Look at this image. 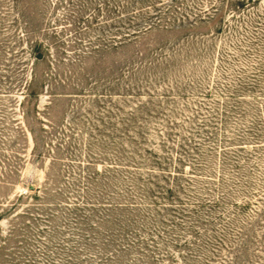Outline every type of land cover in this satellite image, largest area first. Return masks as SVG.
<instances>
[{
    "label": "rangeland",
    "instance_id": "1",
    "mask_svg": "<svg viewBox=\"0 0 264 264\" xmlns=\"http://www.w3.org/2000/svg\"><path fill=\"white\" fill-rule=\"evenodd\" d=\"M0 264H264V0H0Z\"/></svg>",
    "mask_w": 264,
    "mask_h": 264
},
{
    "label": "trees",
    "instance_id": "2",
    "mask_svg": "<svg viewBox=\"0 0 264 264\" xmlns=\"http://www.w3.org/2000/svg\"><path fill=\"white\" fill-rule=\"evenodd\" d=\"M249 1H251V0H249ZM136 1H133L132 2V5L135 7L136 6ZM128 6V5H127ZM127 8V7H126ZM124 9V8H123ZM161 17V16H160ZM158 22H156L157 24H155V22L154 23H152V21H151V23H148V22H145V26L146 27H143L142 29H140V30H135V31H133L131 34L132 35H135L136 33H138V34H140V33H142L143 31H145V30H149V29H151V28H153V27H158V24L159 23H161V20H157ZM138 27V26H137ZM129 36H131L130 35V33H125V34H123V38H127V37H129ZM169 192L171 191V190H168Z\"/></svg>",
    "mask_w": 264,
    "mask_h": 264
}]
</instances>
